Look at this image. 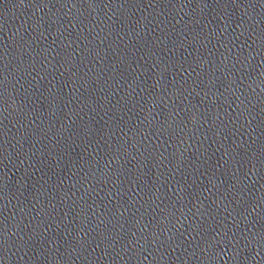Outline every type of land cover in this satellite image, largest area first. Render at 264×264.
Wrapping results in <instances>:
<instances>
[{
	"label": "water",
	"instance_id": "water-1",
	"mask_svg": "<svg viewBox=\"0 0 264 264\" xmlns=\"http://www.w3.org/2000/svg\"><path fill=\"white\" fill-rule=\"evenodd\" d=\"M0 264H264V0H0Z\"/></svg>",
	"mask_w": 264,
	"mask_h": 264
}]
</instances>
